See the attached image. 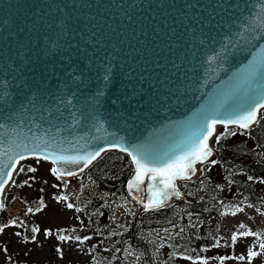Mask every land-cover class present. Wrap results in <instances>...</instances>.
<instances>
[{
	"label": "water",
	"instance_id": "obj_1",
	"mask_svg": "<svg viewBox=\"0 0 264 264\" xmlns=\"http://www.w3.org/2000/svg\"><path fill=\"white\" fill-rule=\"evenodd\" d=\"M257 102L264 103V0H0V175L16 169L0 181L3 203L19 166L37 155L63 179L116 153L132 179L137 146L159 167L195 149L207 119L238 120ZM259 117L226 130L249 131ZM218 128L225 129L217 124L208 140L212 155ZM96 152L87 167L71 162ZM21 155L28 158L16 164ZM59 157L69 162L52 165ZM204 165L177 179L155 210L144 204L158 181L145 178L132 191L128 181L126 193L144 213L171 207L183 197L178 185Z\"/></svg>",
	"mask_w": 264,
	"mask_h": 264
},
{
	"label": "rangeland",
	"instance_id": "obj_2",
	"mask_svg": "<svg viewBox=\"0 0 264 264\" xmlns=\"http://www.w3.org/2000/svg\"><path fill=\"white\" fill-rule=\"evenodd\" d=\"M225 132H235L236 135H228L217 144L216 136ZM243 132L239 129L218 128L214 137L217 147L215 149L212 147L213 155L208 164L206 163L207 173L202 176V167H200L193 180L178 185L183 196L181 201L185 202L189 199L195 205L203 203L207 207L206 210L194 214L177 208L176 214L184 217V223L166 229L167 231L142 234L141 243L145 247L143 249L120 241L121 248L116 251V255L119 256L117 261L110 252L103 250L102 245L105 240H117L128 233L135 207L128 200H121L101 192L89 181L86 173L58 179L51 174V166L45 162L40 160L23 162L22 166L28 169L34 167L37 171L28 173L29 187L14 193L18 192L28 204H35V208L19 219L25 218L29 224L39 228V231L35 240L26 241L21 230L22 222L17 220L16 225H12L8 220L6 224L8 226L3 233H0V264H113L114 262L115 264H203L204 260H207V264H221L219 257L224 256L232 258L224 260L223 264H249L247 258L239 260L237 257L241 255L247 257V251L253 245L257 246L253 250H259L258 244L262 240L260 237H239L233 247L226 246L227 242L221 240L220 247L204 252L203 258L199 261L181 257L176 251V247L184 238L190 235L197 236L199 229L204 226L210 229H218L221 226L238 229L244 224L247 229L264 235V182L249 179V176L239 168L224 170L216 163H211L216 157L214 150L217 148L223 149L231 141L234 144L244 142ZM261 147L259 150H254L252 160L264 165V141ZM245 157L250 158V155L247 154ZM82 188H85L83 202L77 198ZM247 189L253 194L250 195ZM6 194H10L9 190ZM57 196H64L67 199L57 203L54 200ZM251 196L253 199L261 200L255 208L246 206L252 202ZM41 200L46 207H41ZM69 203L73 205L72 208L67 207ZM237 206L243 211L232 215ZM16 208L17 204L16 206L14 204L11 208H3L1 211L7 216L6 211L13 212ZM37 208L41 210L35 211ZM200 215L208 216L204 219ZM90 224L92 228L100 230L97 231V236L84 239L83 243L77 242L74 238L65 243L57 239L56 233L88 230ZM48 230L52 235H46ZM17 232L21 235L17 236ZM57 247L63 249V258L56 252ZM262 259L264 257L255 258L251 264H261Z\"/></svg>",
	"mask_w": 264,
	"mask_h": 264
},
{
	"label": "trees",
	"instance_id": "obj_3",
	"mask_svg": "<svg viewBox=\"0 0 264 264\" xmlns=\"http://www.w3.org/2000/svg\"><path fill=\"white\" fill-rule=\"evenodd\" d=\"M243 133L242 139L245 140L244 142L234 144L231 141L225 148H217V150H214L216 152V157L214 159L217 161L216 165L224 170H234L239 168L247 176L252 177L254 181L264 182V165L257 164L252 160L254 150L261 149V144L264 141V110L260 113L259 121H257L252 129L244 131ZM212 147H214V149L217 147V144L214 142V138L212 140ZM252 147L254 149H252ZM247 154L250 155V158L245 157ZM207 164L202 166V176L207 173ZM20 167L24 168L23 172L19 171ZM19 168L18 172H16L14 180L8 188L10 194H6L4 208L11 206L15 202L16 199L13 197L14 191L21 190L29 187L30 185L27 180V176L30 171H28L27 167L22 165H20ZM86 175L89 181L92 182L101 192L108 193L121 200H128L135 207V212L133 213L132 223L128 233L117 240H105L102 245L103 250L110 252L112 257H115V261L119 259V256L116 255V251L121 248V245L119 244L120 241H123V244L128 243L135 248L143 249L145 247L141 243L142 234L157 233L169 228L177 227L179 224L184 223V217L176 214L177 208H181L184 212H192L194 214H200L201 211L206 210L207 208L203 203L195 205L191 202V200L186 199L185 202L177 201L171 207L159 211L148 213L142 212L140 207L134 204L128 198L126 193V185L131 178L132 168L127 159L116 153L105 154L103 158H101L86 172ZM25 181H27V183H25ZM20 185H23V187ZM247 192L250 195L253 194L249 189H247ZM84 195L85 188H82L80 189V194L77 198L83 202ZM251 199L252 202L248 203L246 206H252L255 208L257 207V204L261 202L259 199H253L252 196ZM20 200L24 201L25 209L23 215H26L27 212H29V208H35V204H28L23 198ZM207 216L208 215H204L202 217L206 219ZM7 222V216L4 211H1L0 226L6 225ZM21 222V230L25 240L32 242L33 236L37 235V232L33 233L32 229L36 227L29 224L25 218L21 220ZM99 230L100 229L98 228H92L90 224L88 230H74L70 233L63 232L62 234L70 236L74 239L79 236L81 240H84L85 237L97 236V231ZM238 231L245 230L223 226L218 229H210L207 228V226H204L199 229L197 236L190 235L184 238L178 247H176V251L181 257H191L189 260L199 261L203 258L204 252L215 248L213 245L217 240H219V242L221 240L227 242L228 245L231 244L230 238L232 234L237 233ZM56 234L58 235V233ZM259 237L264 240V235ZM113 264H115V262Z\"/></svg>",
	"mask_w": 264,
	"mask_h": 264
},
{
	"label": "snow or ice",
	"instance_id": "obj_4",
	"mask_svg": "<svg viewBox=\"0 0 264 264\" xmlns=\"http://www.w3.org/2000/svg\"><path fill=\"white\" fill-rule=\"evenodd\" d=\"M258 39L257 36H251L250 37V41L251 40H256ZM249 41V42H250ZM245 72H247L249 74V77L251 78V76L254 75L255 73V69L252 66H249L248 69H245ZM264 109V103H254L251 105V110L248 111L246 113V115L240 117V119L238 120H212L210 123H208V119L204 122V124L207 126L208 128V132L206 135L203 136V138H198V144L197 147L193 150H191L190 152L181 155L179 157H176L174 160H172L171 162H160L161 166L156 167L153 166V161H151V154L146 152L144 149L143 145H139L137 146L135 152H130L129 155L131 156V160L132 163L134 165L135 168V172H134V176L132 177V179L129 180L128 182V188L130 191L132 190H138L140 185H142L144 183V179L145 178H149L151 181L153 182H159L160 187H157V185L154 183L152 185L149 186L148 191L152 194V198L148 201L147 204H144V208L147 210H155L154 208H152V205H157L160 207H163L165 204V201L167 199H169V192H175V188H176V184L175 181L177 179H188L190 178L189 176L185 175L186 173H194L195 172V168L194 165L197 163H201V164H206L208 163V158L212 155V149L209 147L208 144V140L212 137V135L215 133V129H216V125L217 124H222L224 125L225 129L228 128L229 125L231 124H238L239 127L247 129L251 123H255L258 115L260 114V110ZM228 135H236L235 132H225V133H221L220 135L216 136V143L219 144L222 138H226V136ZM125 151H127L125 149ZM139 153V154H136ZM100 153L96 152L93 156L88 157V158H78L77 160L71 161L73 163H80L81 160L83 161L84 167H87L88 164H90L92 162L93 159H95L97 156H99ZM28 157H25L23 155L19 156L18 159L15 161L16 164H19L21 160H24ZM35 159L39 160H48L49 157L47 155L45 156H35ZM11 163V161H9ZM52 165H57L60 164L61 162L64 163H68L69 159L66 157H59V158H55L52 159L51 161ZM212 164L217 163V161L213 160L211 161ZM4 167H7V165H4ZM15 167L12 168L11 171H9L7 174L5 175H0V181H5L9 180L12 178V172L15 171ZM20 172L24 171L23 167L19 168ZM28 171L30 172H36L37 169L34 167H30L28 169ZM81 171H83V168H81ZM50 172L53 176H57L59 178V176L61 175L60 170L57 167H51L50 168ZM67 175H72L71 172H67ZM249 179H253L252 177H249ZM25 183H27V181H25ZM21 187H23V185H20ZM30 186V185H29ZM54 187H56V185H53ZM41 191H43V189H41ZM4 192V183H0V194H2ZM159 198V199H157ZM67 197L64 196H57L54 197V200L59 203L62 200H66ZM40 205L41 207H46V205H44L43 200L40 201ZM68 208H72L73 205L71 203L67 204ZM4 208V203L2 201H0V210H2ZM41 208H37L35 209V211H40ZM29 212H32L33 209L29 208L28 209ZM243 211L242 208H240L239 206L236 207V210L234 212H232V215H236L238 212ZM12 225H16V220H12ZM8 225H4V226H0V233H3L5 230V227H7ZM195 226V225H193ZM240 229H246L245 231H238L237 233H233L230 240H231V244L226 245L229 247H233L238 238L239 237H259L262 234L261 233H257V232H253L251 229H247V226L244 224H241L239 226ZM39 231V228H33L32 232L36 233ZM167 231V230H165ZM181 231H183V229H181ZM179 234V233H177ZM17 236L21 235L19 232L16 233ZM46 235H52L51 231L48 230L46 232ZM33 240H35V236H33L32 238ZM57 239L61 242V243H65L71 240L70 236H66L64 234L58 233L57 235ZM76 241L79 243H83V240H81V238L79 236H77ZM85 240L87 239H91V237H85ZM214 247H220V243L219 240H217L215 242V244L213 245ZM256 245L250 246L249 250L247 251V257H245L244 255H241L239 257H237L239 260H245L246 258L249 261V264H251V261L255 258H259V257H264V240H261L258 244V249L259 250H253L254 248H256ZM5 251H7V249H5ZM56 252L59 254V256L61 258H63L64 252L63 249L57 247L56 248ZM187 259H191V257H185ZM232 257H219L221 264H223L224 260L227 259H231ZM203 264H207V260L203 261ZM261 264H264V259H262Z\"/></svg>",
	"mask_w": 264,
	"mask_h": 264
},
{
	"label": "built area",
	"instance_id": "obj_5",
	"mask_svg": "<svg viewBox=\"0 0 264 264\" xmlns=\"http://www.w3.org/2000/svg\"><path fill=\"white\" fill-rule=\"evenodd\" d=\"M13 196H14L15 199H17L16 202L14 203L15 206L17 204V208L13 212H7L6 211L7 218H8V220H10L9 222H12V220H16V221L17 220H20L21 221V219H19V218H22L23 217L22 216V213H23V209H24V203H23V201H20L19 200V199H21V196L19 195L18 192H15L13 194ZM11 207H8V209L11 208Z\"/></svg>",
	"mask_w": 264,
	"mask_h": 264
},
{
	"label": "bare ground",
	"instance_id": "obj_6",
	"mask_svg": "<svg viewBox=\"0 0 264 264\" xmlns=\"http://www.w3.org/2000/svg\"><path fill=\"white\" fill-rule=\"evenodd\" d=\"M76 176H78V175H76ZM72 177H74V176H72Z\"/></svg>",
	"mask_w": 264,
	"mask_h": 264
}]
</instances>
